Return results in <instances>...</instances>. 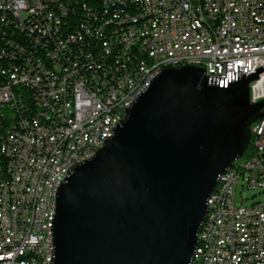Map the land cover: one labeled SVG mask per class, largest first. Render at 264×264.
I'll return each instance as SVG.
<instances>
[{"label": "built area", "instance_id": "2783aa9c", "mask_svg": "<svg viewBox=\"0 0 264 264\" xmlns=\"http://www.w3.org/2000/svg\"><path fill=\"white\" fill-rule=\"evenodd\" d=\"M93 1L95 8L86 0H0V25L9 21L30 42L0 40V192L7 201L0 264H50L55 181L113 134L155 69L195 65L224 87V79L262 68L249 82V101L264 99V0ZM62 40H73L74 51ZM133 45H141L142 63H134ZM251 132L250 154L220 174L227 182L219 208L202 225L206 264H264V203L234 202L239 181L264 189V117Z\"/></svg>", "mask_w": 264, "mask_h": 264}, {"label": "water", "instance_id": "95a60500", "mask_svg": "<svg viewBox=\"0 0 264 264\" xmlns=\"http://www.w3.org/2000/svg\"><path fill=\"white\" fill-rule=\"evenodd\" d=\"M261 70L227 87L195 65L154 77L57 188L50 264H191L217 177L264 117L249 101Z\"/></svg>", "mask_w": 264, "mask_h": 264}, {"label": "bare ground", "instance_id": "6f19581e", "mask_svg": "<svg viewBox=\"0 0 264 264\" xmlns=\"http://www.w3.org/2000/svg\"><path fill=\"white\" fill-rule=\"evenodd\" d=\"M27 1V0H20ZM147 20H156L155 11H147ZM133 53L138 58L134 63H142L143 62V51L141 45H133ZM167 67H176V64H166L164 68ZM164 68L155 69V72H152V79L156 77ZM233 82V79H224V87H227L230 83ZM123 116H121L122 118ZM120 120H118L119 122ZM114 129V128H113ZM29 134H37V125H30ZM104 141H101V145ZM3 152V146L0 145V154ZM83 159H75V163H72V166L82 162ZM64 178H58L55 181V193L59 185L63 182ZM227 182V175H219L217 177V183L213 191L209 194L207 198V210L205 214V218L201 223L198 233H197V244L193 252V256L191 259V264H206V239L203 237L202 225H207V221L213 220V213L217 211L219 208V199L218 194L222 190V185H225ZM53 211H55V201H53ZM0 215H7V201H5L4 192H0ZM54 215L50 216L48 220V228L51 229L53 226ZM0 237H6V229H0Z\"/></svg>", "mask_w": 264, "mask_h": 264}, {"label": "trees", "instance_id": "16d2710c", "mask_svg": "<svg viewBox=\"0 0 264 264\" xmlns=\"http://www.w3.org/2000/svg\"><path fill=\"white\" fill-rule=\"evenodd\" d=\"M27 1H33V0H27ZM86 7L87 8H95V1L86 0ZM8 23H9V21L6 24L0 25L1 31H2L0 33V40L3 41V43H4L5 41H11V40L14 41L13 39L17 38L16 39L17 41H14V42H16L17 45L26 48L28 43L30 44V42L28 41L25 32L20 31L19 29L16 28V26H14L13 24H8ZM62 48H65V50H67V51H74L73 40H62ZM133 57H134V61L138 60V58L135 56L134 53H133ZM258 119H259L258 117H255L249 125V131H250V139L249 140L250 141H249L248 145L246 146V148L244 149L242 157H246L248 154H250V152L252 150L253 134L251 132V126ZM29 129H30V125H29ZM1 154H3V152Z\"/></svg>", "mask_w": 264, "mask_h": 264}, {"label": "rangeland", "instance_id": "374dc122", "mask_svg": "<svg viewBox=\"0 0 264 264\" xmlns=\"http://www.w3.org/2000/svg\"><path fill=\"white\" fill-rule=\"evenodd\" d=\"M250 139V131L247 130L242 136V147L243 149L246 144L248 145ZM264 161V160H263ZM234 202L235 203H253V202H261L264 203V189H246L241 188V181L236 185L234 192Z\"/></svg>", "mask_w": 264, "mask_h": 264}, {"label": "flooded vegetation", "instance_id": "af4514ba", "mask_svg": "<svg viewBox=\"0 0 264 264\" xmlns=\"http://www.w3.org/2000/svg\"><path fill=\"white\" fill-rule=\"evenodd\" d=\"M260 112H264V107L260 109Z\"/></svg>", "mask_w": 264, "mask_h": 264}]
</instances>
